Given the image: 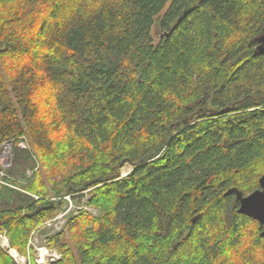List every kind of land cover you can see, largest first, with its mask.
Returning <instances> with one entry per match:
<instances>
[{"label": "trees", "instance_id": "16d2710c", "mask_svg": "<svg viewBox=\"0 0 264 264\" xmlns=\"http://www.w3.org/2000/svg\"><path fill=\"white\" fill-rule=\"evenodd\" d=\"M263 36L264 0H0V146L39 165L38 199L0 183V231L26 255L81 193L51 264H264L239 211L264 174Z\"/></svg>", "mask_w": 264, "mask_h": 264}, {"label": "rangeland", "instance_id": "374dc122", "mask_svg": "<svg viewBox=\"0 0 264 264\" xmlns=\"http://www.w3.org/2000/svg\"><path fill=\"white\" fill-rule=\"evenodd\" d=\"M163 11L161 13H163ZM163 35L164 33L159 32L155 25L152 29V36L154 38L155 44L160 41ZM38 166V161L35 159L34 153L29 147V143L26 140V137L20 139L19 142L15 145L13 140L6 142L4 143L2 148H0V172H3L5 174L3 177H8L11 179V181H7L2 178L6 183L1 181L0 183L4 184L5 186L12 187L18 191H16V193H13L9 189H6L8 194H10L14 200L17 199L15 200L16 202L12 204V206L27 203L31 200L29 198L31 196L35 199H38L37 195L29 192L24 187V185L27 184L32 177L34 178ZM129 170V166L125 167L123 169L124 174H127ZM12 181H16L18 182V184H13L11 183ZM61 198L65 199L66 203L63 205V208L53 217L56 219H54L50 223H48V221L53 218L47 219L31 233L26 255H21V253L11 245L7 233L5 231H0V235L3 237L1 241H5L7 243V247L2 245L0 246L3 249L7 250L8 253L10 252L9 248H11V250H17V252L21 256H25V259L22 258L23 262L25 263L21 262V259H16L13 257L18 264H32L33 260H35L36 262L38 259L40 260V250L42 246L46 247L45 250H47L49 253L50 251H56L61 254V252L57 248L51 247L49 245V239L65 226L66 222L74 214V212H76L80 208L87 209V205L85 204L87 195L83 196L81 195V193H75L65 195ZM69 200H73V207L71 208V211L68 212V214H65V212L71 206ZM11 202L12 199H9L8 195H0V205L9 204ZM89 209L92 210L94 214L98 213V210L95 208L89 207ZM51 263L46 262L44 264ZM40 264H43V262H41Z\"/></svg>", "mask_w": 264, "mask_h": 264}, {"label": "water", "instance_id": "95a60500", "mask_svg": "<svg viewBox=\"0 0 264 264\" xmlns=\"http://www.w3.org/2000/svg\"><path fill=\"white\" fill-rule=\"evenodd\" d=\"M260 40L262 43L258 49L264 52V36ZM239 199V211L264 224V174L260 178V187L245 196H240ZM262 234L264 235V232Z\"/></svg>", "mask_w": 264, "mask_h": 264}, {"label": "built area", "instance_id": "2783aa9c", "mask_svg": "<svg viewBox=\"0 0 264 264\" xmlns=\"http://www.w3.org/2000/svg\"><path fill=\"white\" fill-rule=\"evenodd\" d=\"M7 142H9V141H7ZM5 143H6V142H5ZM3 145H4V143L1 145V148H2ZM4 175H5V174H4L3 172H0V181H1V182H5V181L2 179ZM5 183H6V182H5ZM69 201H70V203H71V206H70L69 209L65 212V214H68V212L71 211V208L73 207V206H72V204H73V200H69ZM54 219H56V218H53V219L49 220L48 223H50V222L53 221ZM2 238H3V237L0 235V245H2V246H6L7 243H6L5 241H1ZM6 247H7V246H6ZM45 248H46V247L42 246V248H41V250H40V260H39V259L37 260V263H38V264H40L41 262H43V264L46 263V262L51 263V262H55V261L61 259L62 256H61L60 253H58V252H56V251H53V252L50 251V253H49L47 250H45ZM9 249H10V252H9V253H10L14 258H16V259H21V262H23V259H25V256H21V255L17 252V250H16V252L14 253V252H11V248H9ZM45 251H46V253H45ZM22 258H23V259H22ZM23 263H25V262H23ZM19 264H20V263H19Z\"/></svg>", "mask_w": 264, "mask_h": 264}, {"label": "bare ground", "instance_id": "6f19581e", "mask_svg": "<svg viewBox=\"0 0 264 264\" xmlns=\"http://www.w3.org/2000/svg\"><path fill=\"white\" fill-rule=\"evenodd\" d=\"M241 196H243V195H241ZM11 251H12V252H14V253L16 252V250H15V249H12Z\"/></svg>", "mask_w": 264, "mask_h": 264}]
</instances>
